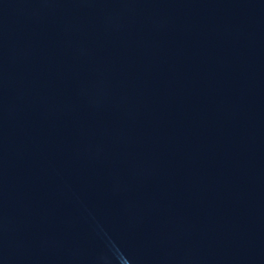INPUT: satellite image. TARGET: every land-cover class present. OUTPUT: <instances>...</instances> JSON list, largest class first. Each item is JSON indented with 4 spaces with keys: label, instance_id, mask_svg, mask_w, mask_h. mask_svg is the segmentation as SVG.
I'll return each instance as SVG.
<instances>
[{
    "label": "water",
    "instance_id": "obj_1",
    "mask_svg": "<svg viewBox=\"0 0 264 264\" xmlns=\"http://www.w3.org/2000/svg\"><path fill=\"white\" fill-rule=\"evenodd\" d=\"M0 264H112L81 135L31 0H0Z\"/></svg>",
    "mask_w": 264,
    "mask_h": 264
}]
</instances>
